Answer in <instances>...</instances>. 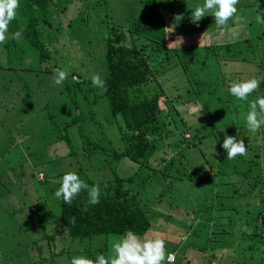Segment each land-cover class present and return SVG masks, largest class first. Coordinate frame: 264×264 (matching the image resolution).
<instances>
[{
	"label": "trees",
	"instance_id": "obj_1",
	"mask_svg": "<svg viewBox=\"0 0 264 264\" xmlns=\"http://www.w3.org/2000/svg\"><path fill=\"white\" fill-rule=\"evenodd\" d=\"M128 1L127 16L119 24H109L102 13L105 11L103 0L86 1L83 6L78 8L79 10L75 9L78 14H75V12L71 13L72 9L69 8L70 2L67 0L64 3L63 0H19L20 4L24 3L25 18L28 26L33 31L32 38H26L23 34L22 39H27L32 48H37V56L40 63L38 65L39 68L36 69L33 65H28L21 61L15 64L12 62L14 53L19 51L20 40L9 39L4 44H0V86L1 88H6L4 92L7 93L15 77L16 80L13 87L18 86L13 89L16 93L15 100L18 99V103H14L15 100H13V104L7 109L8 112L12 113V116L11 114L6 115L9 119L3 122L6 123L4 133L0 132V135H3L2 142L0 143V155L6 154L10 148L13 152H17L16 146H13L16 138L12 133V129L15 126L14 123L22 120V123L26 121L30 123H27V129L34 128L32 133H26V135L25 131H23L22 135L26 136L22 139L26 141L22 143L24 152L28 153V150H30L29 145L36 144L34 141L39 139V144L50 145V155L44 160L60 156L62 159H67L70 165H72L74 161L69 159L77 158L79 154L82 158H90L101 153L106 156L108 155L104 158V164L111 163V160L113 163V159L117 160L122 156H126L138 163V168L128 175H119L117 172H114L112 177L102 179L80 177L89 186L97 184L100 186V202L96 205L87 204L88 193L86 190L82 191L73 200L71 205L66 204L62 197L59 199L60 212L56 216L55 221L60 222L63 232L65 230L71 239L82 242L87 238V242L83 247L78 248V253L81 252L82 255L93 260L101 254L105 255L106 258L109 257L107 241L97 240L93 244L90 241L93 236L108 234L110 232L124 235L128 230L139 235L150 230L152 226L151 218L155 217L158 212L151 210V206L160 201L159 204L167 210L161 202L162 198H164L169 187L171 190L176 186L177 189L180 188L181 183L184 182L183 178H185L183 175H186V177L188 175L189 178L192 177L191 184L185 181L183 187L188 184L197 191L196 185L201 176L219 174V167L215 171L216 173L212 171L214 159L221 160L226 170L229 167V171H221V174L230 171V174H234L233 172L238 170L236 167L237 163L233 159H231L232 162L227 161L226 150L224 151L225 154L219 153V150L223 151L221 145L224 140V138L219 137L220 127L216 125L219 123L212 124L210 130H207L208 125L206 123L199 122V124L192 127V122L181 113L184 108L179 105L188 100L193 101L196 99L197 103L192 102V104L194 103L196 108H198L201 103V91L204 90L208 93L203 97V102L211 101L212 95L215 93V87L208 77L191 76L190 65L203 62L201 65L204 64L205 66L207 65L205 63L206 60H220V63L225 68L219 72V97L223 98L226 96V98L224 97L226 100L235 98L228 91L232 82L250 78H257L259 80L258 74L253 73L256 70L250 69L248 66L250 62L249 58L241 53V50L240 52L232 50L231 44L233 42L231 40V42L219 40L218 42L208 44L199 39L194 42L182 41L179 44V36H173L171 33L174 32L169 31L171 20L185 22L192 20V18L191 16L183 17L177 13L174 14L171 0ZM199 1L204 2V0ZM176 4L178 3H174V5ZM263 5L264 0L262 1V6L257 5V7L259 9L263 7L262 11L264 13ZM17 12H19L18 9ZM75 16L77 19L80 18L83 26L85 25L87 28L93 27L96 30L98 26L101 27L97 32L102 35L103 46L101 50L103 48L104 65L103 71L99 74L106 81L104 88L93 86L91 82L93 74L89 75V72H85L86 74L81 73L76 68H67L56 57V52H58L57 46L61 44L60 42H63L62 35L59 34L60 32L64 33L62 23L66 20L68 25L72 26L71 23H73ZM18 17L17 15L10 23L9 35L20 30V24L18 23L20 20H18ZM200 21L202 22L203 18ZM207 30H213L211 33H219V27L208 28ZM262 36H264V27L261 33L257 35L259 38H262ZM218 38L219 36L215 39ZM250 38L244 34L241 40L236 41L248 42L244 44L245 47V45L248 46L250 44L252 40ZM52 39L56 43L55 46L52 45L50 47ZM73 40L80 41L76 37ZM78 44L71 46L78 50L79 56H82L81 46ZM197 48L201 50H197ZM220 49H224V54L219 58ZM162 50L169 53L158 57ZM174 60H177L180 64L185 76L192 77L195 84L192 89L194 96L191 93L187 98H182V102H180L179 95L172 94V92L171 99L174 104L166 97V109L159 99L161 95L166 93L165 87L170 88L168 84L170 79L167 77V72L169 67L174 64ZM230 62H233V66H231ZM41 63L43 64L41 65ZM42 70L47 72L64 70L68 73L67 80L63 82L61 89L58 91L60 94H63L62 96H57H60V98L53 103L52 107L49 106L50 102L47 100H45L43 105L41 101L39 106L35 101H31L34 91H31L28 80L32 73H39ZM73 74L74 78H72ZM260 87L244 102H251L256 99L261 90ZM22 88H26L25 94L19 96ZM261 96H264V86ZM177 100L179 101L177 102ZM105 102L109 108V116L106 117L105 122H116L122 140L120 147H115L112 144L98 116L104 111V108L100 105L103 103L104 106ZM241 102L237 98L234 99L232 101L234 105L230 109L233 107L237 109ZM71 109L73 111L69 113ZM203 111H205L203 113L205 117L213 119L216 116L215 121H218V117L221 116L224 110L223 108H219L213 112L205 108ZM64 112L67 113V116H61ZM165 114L171 115L173 119H168L165 117ZM230 124L232 125V123ZM170 126H174V128L172 129ZM261 126L263 128H260L264 131V125ZM18 127L20 126L16 128ZM185 131H190L187 137L184 136ZM257 132H261L260 129ZM209 138L214 139L217 144L216 150L208 153L213 158L212 162L210 158H205L209 164L208 169L211 170H202L201 168L199 175H195L193 170L189 173L184 171V165L187 168L185 152H188L191 147H197L202 141ZM246 144L249 145L248 147L246 146L247 150H250L247 151L249 154L238 156L239 159L247 163L245 170L240 173L243 180L239 179L240 182L236 184L232 179L233 185L227 191L226 189H221V187L216 188L218 181L215 180L212 184L208 182V186L216 188L214 192L215 196L227 195L236 199L235 203L228 205L234 212L225 214L228 215V223L231 228H234L238 219H241L239 224H245L242 226L245 228L248 225V218H251L250 210L242 209L241 207L240 213L236 209H233V207L251 203L250 201H247L248 204L241 203L240 200L243 199H252L254 201L253 205L255 208L252 211V227L249 228V233L242 232V234H250L253 241L260 237L264 245V137L262 141L260 140L255 143L249 141ZM61 145L65 147L64 153L59 152L62 149ZM175 146H177L176 149ZM201 151L203 150L201 149ZM189 160H193V158L191 157ZM26 161L33 168L35 165L34 161ZM251 165L254 167L252 168ZM23 166H25L23 163L14 162L7 169L13 171L17 176L18 183L23 182L21 179ZM143 168L151 170L150 172L143 173ZM82 169L81 165L77 166L73 164L70 168L58 171V173H67L69 171L79 173ZM28 172L30 173L29 170ZM55 173L57 172L53 174ZM153 174L154 177H152ZM156 174H158L160 180H156ZM46 178V173L44 172L43 176L38 179L41 181ZM14 180L17 182L16 179ZM201 180L199 181V185ZM193 181L197 182L193 183ZM175 182L177 183L175 184ZM223 182H228V179H225V181L221 180L219 183ZM249 184L255 190L254 193L249 194L251 189L245 190L244 187ZM147 189L151 190V196L145 197V193H148ZM34 204L35 200L30 202L29 206L31 210ZM212 205L209 207H213ZM24 207H27V205H21L12 209V211L18 208L23 210L25 209ZM85 207L87 210H84ZM157 208L159 210L158 214L161 213V209L163 208H160L158 205ZM221 208L219 207V209ZM41 216L42 210L39 207L36 211L32 210V212L26 210L23 217L25 221L22 222L23 230L26 233H31L32 231L30 230L42 229V235L40 237H32V240L34 239L33 242H36L39 238L43 240L44 237H48L47 241L49 244V240L53 239L55 232L58 231L47 233L46 221L41 220ZM73 217L75 218L74 220ZM40 240L35 244L37 247L39 246L38 249L40 246H45V244H38ZM178 241L180 242L181 240L178 239ZM178 243L172 246L173 248L171 249L173 251L177 250ZM184 248L180 251L181 255L184 254ZM63 251L64 249H49L45 253L46 250H39V260H41L39 263H61V261L56 260V256L62 255ZM173 264H177L175 259Z\"/></svg>",
	"mask_w": 264,
	"mask_h": 264
},
{
	"label": "rangeland",
	"instance_id": "obj_2",
	"mask_svg": "<svg viewBox=\"0 0 264 264\" xmlns=\"http://www.w3.org/2000/svg\"><path fill=\"white\" fill-rule=\"evenodd\" d=\"M64 1L65 0H63V3ZM67 1L70 2L68 3L70 4L69 8L72 9L71 13L73 14L75 12V14H78L75 9L83 6V4L88 0ZM171 1V6L174 9L172 10L173 13H177L179 16L183 17L191 16L192 10H194L198 5L202 6L204 3L199 0ZM262 1L263 0H239V3L236 5V15L228 21L225 28L219 27V33H211L213 30H207L208 28L213 27L218 28L214 17L211 15H206L203 18V21H199L198 24L193 23L192 20L185 22L171 20L169 31L174 32L171 34L173 36H179V40L181 39L183 42H194L199 39H201L202 42H206L208 44L218 42L219 40H222L223 42L232 41V50L238 52L241 50V53L249 58L248 60L250 62L248 66L250 69L253 68L256 70V72L253 73L258 74L259 80L261 81V90L257 96L260 97L264 86V36L259 38L257 35L261 33L264 23H257L256 16L260 15L261 17H264V13L262 11L263 7L262 9L257 7V5L262 6ZM128 2V0H103L105 11L102 13L104 17H106V20L109 24H119L124 19V17L127 16ZM174 3L178 4L174 5ZM18 10V20H20V22H18L20 24L19 28L23 29V34L26 38H32L33 31L28 26L27 20L25 18L23 2L20 4ZM62 24L64 33L62 34V32H60L59 34L62 35L63 42H60L61 44L57 46V59L61 62V64H65L67 68H76L81 73L89 72V75L101 73L103 71L104 65L103 48L101 50L103 43L101 39L102 35L97 32L101 27L98 26L96 30L93 27L87 28L85 25L83 26L80 18L77 19L76 16L73 18V23H71L72 26L68 25L66 20ZM200 34L202 35V38ZM244 34L251 37L250 39H252L248 46L245 45L247 48L244 47V44L248 42L236 41L241 40L244 37ZM218 36L219 38L215 39ZM75 37L80 41L73 40ZM53 39L50 43V47L52 45L55 46L56 42L53 41ZM57 41H59V39H57ZM75 44L81 46V51L83 53L82 56H79L78 50L71 46ZM18 48L19 51H16L12 58V62H14V64L21 61L25 64L33 65L36 69L39 68L38 65L40 63L37 56V48H32L27 39H20ZM197 50L201 49L197 48ZM166 53L169 52L162 50L158 57L164 56ZM223 54L224 49H220L219 58ZM173 63L174 64L169 67L167 72V77L170 79V81H168L170 88L165 87L166 95H161L159 99L160 102L163 103L162 105H164V107H166V97H168L174 104L173 100L171 99L172 92V94L179 95L180 102H182V98H187L191 93L194 96L192 89L194 88L193 86H195V84L192 77L185 76L177 60H174ZM201 63L203 62L190 65L189 68H191V76H199L204 78L205 76L208 77L215 87V93L213 94L214 96L212 95V100L206 101V103L203 102L202 99L208 93L204 90L201 91V103L198 106L200 111L198 112L193 113L191 111L192 108L196 107L194 103L192 104V102L197 103L196 99L193 101L188 100L185 103L179 105L184 108L182 111H180L186 116V118H188L190 122H192L191 126L194 127L199 124V122L206 123L208 125L207 130H210L212 124L215 125L216 123H219L216 124L220 127L219 137L225 138L226 135L236 136L237 140H244L247 147L249 145L246 143L249 141L252 143L258 142L260 140L262 141V138L264 137L262 126V128H259L261 131L259 133L257 131L253 133L247 128L246 116L249 111L248 105L250 102L245 103L242 101L237 109L236 107L230 109V107L234 105L232 101H234L236 98L228 99V101L224 99L226 96L223 98L219 97V72L223 71L225 66L220 63V60H206L205 63H207V65L205 66L204 64L201 65ZM42 64L43 63H41V65ZM231 66H233V62L231 63ZM18 72H20V70H18ZM55 72L56 71L47 72L42 70L39 71V73H32L30 76L28 80L30 83V89L32 92L34 91L31 101H35L38 106L40 105L41 101L43 105L45 100H47L50 102L49 106L52 107L53 103L60 98V96H57H62L63 93L60 94L58 92L62 86L54 84ZM74 77L75 76L73 74L72 78ZM15 80L16 77L11 82L12 85H10V89L7 90L8 94L4 92L6 88H1L0 86V132L2 133H4L6 126V123L3 122L9 119V117L6 115L11 114L12 116V113L8 112L7 109L13 104L12 101L16 98V93L13 89L17 88L18 86L13 87ZM172 81L173 83H171ZM25 90L26 88H22L19 92V96H23L25 94ZM17 100H15L14 103H18ZM179 100H177V102ZM100 106L104 108V111L98 115L101 119V123L103 124V128L105 129L108 137L111 139L112 144L115 147H120L122 145V140L120 138V133L118 131L116 122H105L106 117L109 116L108 105L105 102L104 106L103 103ZM205 108L213 112L219 108H223L224 111L221 116L218 117V121H215L216 116L213 119H209L208 117L204 116L203 113L206 110H203ZM72 111L73 109L69 110V113H72ZM63 114L61 116H67V113L64 112ZM165 117L170 120L173 119L171 115L165 114ZM110 118L112 119V117ZM22 122V120H19L17 123H14L15 126L12 129V133L16 138L13 146H16L17 152H13L10 148L6 154L0 155V264H42L43 262L39 263L41 262V260H39V250L43 249L46 250L45 253H47L49 249H64L62 255L56 256V260L61 261L59 264H70L74 256L82 255L81 252L78 253V248L83 247V245L87 242V238H85L82 242H79L76 239H71L65 230L63 232L60 222L55 221L56 216H58L60 212V204L59 199L55 198L54 193L59 188L62 177L65 174L58 173V171L70 168L73 164L77 166L81 165L83 169L77 173L80 177L102 179L112 177L114 172H117L119 175H128L138 168V163L130 160L126 156H122L120 159H113V163L111 160V163L104 164V158L108 155L106 156L105 154L101 153L90 158H82V156L79 154L77 155V158L74 157V159H69L74 161L72 165H70L67 159H62L60 156H56L50 160H44L50 155V145L39 144V139L34 141L36 144L29 145L30 150H28V153L24 152L22 143L26 141L22 139L23 137H26V133H32L34 128L27 129V123L29 122ZM230 123H232V125ZM17 126L20 127L16 128ZM170 127L172 129L174 128V126ZM23 131H25V135H22ZM189 133L190 131H185L184 136L187 137ZM2 136L3 135L1 134L0 143L2 142L1 139H3ZM216 146L217 144L214 139L212 140L209 138L202 141V143L197 145V147H191L188 152H185L187 157V161L185 162L187 168L184 165V171L189 173L193 170L195 175H199L201 173V168L202 170H207L209 164L205 158H210V161L212 162L213 158L208 153L214 152L216 150ZM176 147L177 146H175V149ZM61 148L62 149H60L59 152L64 153V145H61ZM201 149L203 151H201ZM224 151V149L223 151L219 150V153L223 154ZM247 154H249V152H247ZM191 157L193 160H189ZM26 160L34 161L33 163H35V165L33 168L30 167L29 162ZM227 161L232 162L230 159H227ZM233 161L237 163L236 167L238 170L233 172L234 174H230L231 171L221 174V171H229V167L226 170V168L223 167L224 163L221 160L218 161L217 159H214L212 171H217L219 167V174L201 176L199 179V181L202 179L200 185L199 181H193V183L197 182V191H195L194 188L188 184L183 187V183L185 184V181L190 183L192 179V177L189 178L188 175L187 177L186 175H183L185 178H183L184 182L181 183L180 188L177 189L176 186L171 190L169 187L166 194L164 195V198H162L161 202L167 208V210H165L163 206L159 204L160 201H157L156 204H153L151 206V210L159 212L157 208L158 205L160 208H163L161 209L162 212L159 214L157 212V215L151 218L152 226L150 230L143 234H139L138 236L141 238L154 235L163 237L165 239L166 253L172 254L177 264H183V262H185V264H188L187 262L194 264H264V245L262 244L260 237L253 241V238L250 237V234H242V232L249 233V231H245V229L252 227V211L255 208L253 205L254 201H252V199H243L240 200L241 203H247V201H250L251 203H247L248 205L243 204L233 207V209H236L238 212H240L241 207L242 209L244 208L250 210L251 218H248V225L245 226V228L242 227L245 224H239L241 219H238L234 228H231L230 224L228 223V215L225 214L234 212V210L232 211L228 205L235 203L236 199L227 195H214L215 189L219 187H221V189H226L227 191L233 185L232 179L234 182H236V184L240 182L239 179L243 180V177L241 176L242 174L240 173L245 170L247 163L239 159L238 156L234 158ZM14 162H20L25 165L22 169V183H18L17 176L13 173V171L7 170ZM251 167L253 168L254 166L251 165ZM150 170L143 168V173L150 172ZM210 170L211 169H208V171ZM44 172L46 173L47 178L40 181L38 178H41ZM54 172L57 173L53 174ZM155 176L156 180H160L158 174ZM152 177H154V174ZM14 179H16L17 182H15ZM225 179H228V182L219 183L221 180L225 181ZM214 180L218 181V183H216V188L209 187L208 182L212 184ZM177 181L179 180L177 179ZM176 183L177 182H175V184ZM251 186L252 185L249 184L244 187L245 190L251 189L249 194L255 192ZM147 192L148 193H145V197L151 196V190L147 189ZM175 196L177 198H173ZM33 200H35V204L32 210L36 211L38 207L40 210H42V216L40 219L46 221V232L48 233L52 231H58L55 232V236H53L54 238L49 240V244L47 241V239H49L48 237H44L43 240H40L41 238H39L38 240L40 241L38 244H45L44 247L40 246L39 249V246L37 247L35 245L38 240L33 242L34 239L32 240V237H40L43 233V230L38 228L37 230H30L32 231L31 233H26L23 230L22 223L25 221L23 220L25 211L27 210L32 212L29 204ZM211 204H213V207H209ZM21 205H27V207H24L25 209L23 210L18 208L17 210L12 211V209L20 207ZM219 207L222 208L219 209ZM170 208L172 209L171 211ZM122 236V234L110 232L108 234L95 235L90 241L93 244H95L97 240L107 241L108 256L110 257L113 255L111 249L112 244L117 242ZM178 239L181 241L179 242ZM176 243H178V248L177 250H174V252L171 248H173L172 246ZM183 248L184 254L181 255L180 251H182ZM165 261L164 264H169Z\"/></svg>",
	"mask_w": 264,
	"mask_h": 264
},
{
	"label": "clouds",
	"instance_id": "obj_3",
	"mask_svg": "<svg viewBox=\"0 0 264 264\" xmlns=\"http://www.w3.org/2000/svg\"><path fill=\"white\" fill-rule=\"evenodd\" d=\"M239 0H204L202 6H196L192 10V22H198L206 15H211L215 23L220 28H225L230 19L237 13L236 5ZM20 7L19 0H0V44H4L9 39L20 40L23 37V29L17 30L9 35V25L17 16V9ZM257 23H264V17L256 16ZM182 40H179V44ZM68 73L64 70H56L54 84L63 85L67 80ZM93 86L104 88L106 81L100 74L91 77ZM261 81L257 78H250L231 83L229 93L241 101H247L248 97L259 89ZM246 116L247 128L251 132H256L261 125H264V96L252 100ZM193 113L200 111L199 108H192ZM221 147L226 150V158L234 159L237 156L247 154L244 140H237L236 136L226 135ZM87 191V204L96 205L100 202V186H89L75 171H69L62 177L60 187L55 191V198H63L66 204L71 205L73 200L82 192ZM84 210H87L85 207ZM75 218L73 217V220ZM245 231H250L245 229ZM110 257L103 254L98 255L95 260L85 256H74L71 264H164L167 259L169 262L174 260L172 254H166L165 239L159 235L145 236L141 238L133 231L128 230L117 242L111 246Z\"/></svg>",
	"mask_w": 264,
	"mask_h": 264
},
{
	"label": "crops",
	"instance_id": "obj_4",
	"mask_svg": "<svg viewBox=\"0 0 264 264\" xmlns=\"http://www.w3.org/2000/svg\"><path fill=\"white\" fill-rule=\"evenodd\" d=\"M165 262H166V263H169V264H171V263L173 264V262H174V261H173V262H172V261H171V262H169V261L166 259V261H165Z\"/></svg>",
	"mask_w": 264,
	"mask_h": 264
},
{
	"label": "built area",
	"instance_id": "obj_5",
	"mask_svg": "<svg viewBox=\"0 0 264 264\" xmlns=\"http://www.w3.org/2000/svg\"><path fill=\"white\" fill-rule=\"evenodd\" d=\"M41 176H42V173H41Z\"/></svg>",
	"mask_w": 264,
	"mask_h": 264
}]
</instances>
